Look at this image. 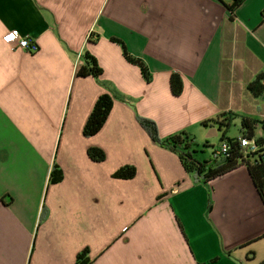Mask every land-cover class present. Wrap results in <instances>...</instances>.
Wrapping results in <instances>:
<instances>
[{
    "label": "crops",
    "instance_id": "crops-1",
    "mask_svg": "<svg viewBox=\"0 0 264 264\" xmlns=\"http://www.w3.org/2000/svg\"><path fill=\"white\" fill-rule=\"evenodd\" d=\"M235 14L220 0H0V264H75L84 248L91 264L264 260V202L247 169L196 183L140 122L213 146L220 135L203 120L264 118V91L247 89L264 75V0H242ZM8 30L38 50L12 48ZM112 37L143 60L149 82ZM86 50L121 97L90 137L84 124L107 89L75 75ZM89 147L105 159L92 161ZM54 164L63 178L50 184ZM124 165L135 176L112 177Z\"/></svg>",
    "mask_w": 264,
    "mask_h": 264
},
{
    "label": "trees",
    "instance_id": "trees-1",
    "mask_svg": "<svg viewBox=\"0 0 264 264\" xmlns=\"http://www.w3.org/2000/svg\"><path fill=\"white\" fill-rule=\"evenodd\" d=\"M220 1L225 5L231 17L234 18L236 15L235 11L242 0ZM91 40L92 38L90 36L88 41ZM111 41L120 45L125 60L137 66L144 80L149 82L151 73L143 60L129 54L122 40L112 37ZM82 57V63L77 67L75 75L78 77L91 76L107 89L106 92L99 95L96 99L84 124L83 134L86 137H90L95 135L103 126L110 113L114 99H121V97L117 92L111 90L106 82L101 80L102 68L98 64L97 59L88 50L83 53ZM169 86L174 96L180 95L182 92V79L179 74L172 73L170 75ZM247 89L254 96H259L264 91V75H257L253 81L248 83ZM237 117L241 118L240 128L238 130L239 134L237 136H232L229 130ZM140 122L148 128L153 142L178 155L184 170L193 178L194 182L208 183L234 169L238 165H242L247 169L256 190L264 202V118L257 120L247 116H238L231 111H224L214 118L203 120L200 123L203 128L215 127L220 135L218 146L213 148L211 157L203 160L199 159L200 157L197 155L199 144L189 132L182 130L164 138H160L154 122L144 118H140ZM256 125L260 126L262 135H257L255 133ZM240 137L247 138L248 140L253 139L256 144V149L251 151L249 147L241 146ZM223 144L227 146L225 152L220 149ZM203 145L208 146L207 142H204ZM87 154L88 157L95 162H102L105 159V153L99 147H89ZM135 174L136 169L134 166L124 165L116 169L112 173V177L126 180L132 179ZM62 178V170L57 164H54L49 174V183H58ZM91 262L92 260L89 256L88 248H84L77 253L75 264H91ZM259 264H264V260Z\"/></svg>",
    "mask_w": 264,
    "mask_h": 264
},
{
    "label": "built area",
    "instance_id": "built-area-1",
    "mask_svg": "<svg viewBox=\"0 0 264 264\" xmlns=\"http://www.w3.org/2000/svg\"><path fill=\"white\" fill-rule=\"evenodd\" d=\"M7 37H11L8 39ZM4 40L14 49H22L26 52H35L38 50L37 43L29 36H22L18 30H8L4 35ZM240 144L243 147H249L251 151L256 149L255 141L240 137ZM223 152L227 150V146L223 144L220 148Z\"/></svg>",
    "mask_w": 264,
    "mask_h": 264
},
{
    "label": "rangeland",
    "instance_id": "rangeland-1",
    "mask_svg": "<svg viewBox=\"0 0 264 264\" xmlns=\"http://www.w3.org/2000/svg\"><path fill=\"white\" fill-rule=\"evenodd\" d=\"M229 133L232 134H238V131H237V128L233 125L230 130H229ZM211 141L214 143V145L216 143L219 142V139L215 136H211ZM212 146V145H206L204 146L203 143L199 144V149H198V152H197V155L198 157H200L199 159L203 160V159H208L211 157V154H212V151H213V148H216L217 146Z\"/></svg>",
    "mask_w": 264,
    "mask_h": 264
},
{
    "label": "snow or ice",
    "instance_id": "snow-or-ice-1",
    "mask_svg": "<svg viewBox=\"0 0 264 264\" xmlns=\"http://www.w3.org/2000/svg\"><path fill=\"white\" fill-rule=\"evenodd\" d=\"M8 39H11V37H7Z\"/></svg>",
    "mask_w": 264,
    "mask_h": 264
}]
</instances>
